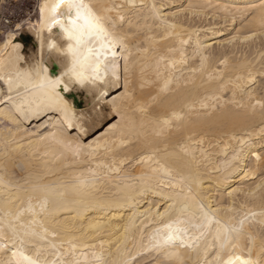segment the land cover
<instances>
[{"label": "snow or ice", "instance_id": "snow-or-ice-1", "mask_svg": "<svg viewBox=\"0 0 264 264\" xmlns=\"http://www.w3.org/2000/svg\"><path fill=\"white\" fill-rule=\"evenodd\" d=\"M164 8L155 0L44 3L39 24H28L39 41L40 59L24 68L21 45L13 42L22 25H16V32H8L0 45V122L8 121L15 128H5L9 133L6 142L16 132L27 131L25 122L38 121L35 128L39 135L32 143L50 141L74 159L95 157L101 149H123L128 154L119 161L114 158L107 168L106 175L113 174L108 179L118 181L111 198L102 195L103 182L92 169L90 174L81 173L60 184L44 182L32 174L20 181L0 176V264H148L149 258L152 264H264V152L246 153L250 136L240 138L239 150L234 148L222 166L214 168L216 182L222 177L227 185L248 155L252 162L242 179L254 177L253 186L247 192L230 186L213 203L196 155L199 151L204 160L209 155L200 147L203 138L196 140L189 135L191 143L180 140L173 151L168 150L167 143L163 149L155 143L166 141L174 128H180L196 102L188 105V113L171 109L156 114L149 110L150 104L136 97L137 86L143 90L155 85L157 92L151 97L154 104L187 80L186 73L193 77L199 74L208 83H218L215 91L198 101L202 110L196 113L198 119L219 111L222 92L227 90L232 92L227 103L243 108V98L247 97V107L253 113L259 110L264 124V82L259 96L253 95L254 88L250 87L256 84V70L247 62L234 64L232 75L226 78L227 56H213L214 45L225 49L258 36L264 42V0L246 7L225 6V17L235 20L239 16L241 28L227 40L212 42L201 41L198 36L193 40L187 30H178L176 22L181 14L203 11L204 5L189 4L169 12ZM61 40L67 41L66 47L61 46ZM45 51L65 58L58 61L62 71L57 78L49 75ZM137 65L139 77L134 83ZM260 65L259 75L264 76V53ZM146 70L154 79L146 77ZM73 86L95 90L93 111L100 104L110 106L111 113H97L98 119L86 127L81 122L83 116L65 99L64 94L73 91ZM121 88L118 94H111L112 89ZM109 114L115 122L108 124L102 136L84 143L82 137ZM260 135L264 139V127ZM125 163L128 168L120 167ZM137 166L139 175L128 170ZM211 187L209 184L208 189ZM10 188L14 194L8 192ZM162 188L170 190L163 206L150 205L141 213L152 218V227L145 230L144 220L137 227L136 196ZM241 195L245 199L237 205ZM225 196L231 202H226ZM124 207L132 208L128 223L111 233L109 217L114 219L113 211ZM93 213L99 215L88 224L87 231L71 223L88 219ZM105 235L116 238L105 240ZM93 236L99 237L98 246L90 242Z\"/></svg>", "mask_w": 264, "mask_h": 264}, {"label": "bare ground", "instance_id": "bare-ground-1", "mask_svg": "<svg viewBox=\"0 0 264 264\" xmlns=\"http://www.w3.org/2000/svg\"><path fill=\"white\" fill-rule=\"evenodd\" d=\"M34 16L24 19L18 23H13L12 26H7V30L0 37V45H2L6 39L8 32H16V25L21 24L22 29L19 30L18 34L15 35L14 43L21 45V55L24 60L21 62V67H28L35 61L40 59V45L34 33L28 30V24L38 25L40 22V7L44 3H52L53 0H36L35 1ZM124 2V0H120ZM149 3L152 0H148ZM158 4H164L165 8L163 11H176L178 7H187L189 4L204 5L203 11L192 12L181 14L176 18L177 24L180 26L178 30H187L188 34L192 35L193 40L199 37L201 41L212 42L213 39L216 41L227 40L232 35L236 34V31L241 28V18L237 16L235 20L231 17H225L223 8L229 7H246L252 3H259L260 0H155ZM32 14V13H31ZM33 15V14H32ZM9 25V24H8ZM28 32L32 36L31 46L28 48V52H24L23 44L17 41L20 32ZM59 33V29L54 30ZM59 39V36L57 37ZM61 46L66 47L67 41L61 40ZM215 47L213 56L218 59L221 56H227L229 60V68L223 75L227 78L232 75L231 66L238 63L247 62L250 63L256 70L254 79L255 85L250 87L254 88L253 95L259 96L262 94L261 83L264 82V76L259 75L261 54L264 53V42L261 37H256L254 41L247 43H239L234 46H227L225 49ZM64 57L59 56L56 52L48 53L45 51L44 61L49 69V75L51 78H57L61 74V67L58 61L64 60ZM214 59V65H215ZM191 63V62H190ZM219 67L223 68V65ZM246 74V73H245ZM121 75L123 73L121 72ZM145 75L149 79H154L152 72L146 70ZM187 80L181 81L180 85L173 89L172 92L161 95L159 99L153 104L151 97L156 95L157 89L155 85L146 87L140 90L136 87V97L150 104V111L152 113L159 114L164 110L175 109L177 111L190 112L188 105L195 103L194 108L191 110V114L186 117L183 125L178 129H173L170 135L165 140H159L155 143L163 149L165 143H167L168 150L173 151L178 141H188L189 135H193L196 140L203 138V143L200 147L203 148L209 155L207 159H201L200 152L197 151L196 155L200 160L202 167L200 168L201 174L205 178V188L210 191V199L213 203L221 199V195L227 188L241 187L244 192H247L251 186H253L254 177H248L242 179L243 171H246L251 166L252 157L246 155L245 159L240 163V168L237 172L233 173L229 178V183L226 185L222 182L217 183V173L214 171L216 166H222L223 161L226 158V154H230L233 149L239 150L238 140L240 138L249 139L250 147L245 148L246 153H259L264 152V139L261 138L260 129L264 127L262 119L259 114V110L253 113L248 107V98H243L245 107L241 108L238 104H229L228 100L232 98V92L224 90L219 100L220 109L219 111L212 112V115L208 117L197 118L196 113L202 111L199 107L198 101L203 99L204 95L210 91H215L218 81L211 83L206 82V77H201L196 74L194 77L186 73ZM139 77V65L136 69V78L134 83H137ZM122 83V81H121ZM74 90L65 93V99L68 100L77 109L78 113L83 116L81 121L86 127H90L93 120L98 119L97 113H111L110 106L96 104V110L93 111L94 98L96 95L95 90L89 91L87 88L81 89L78 86H73ZM121 89H112L111 94H118ZM83 97H81L82 95ZM236 100L240 101L241 97L236 96ZM123 111L127 112V108H123ZM211 111V110H209ZM130 114V113H129ZM139 115V114H137ZM116 119H119L117 117ZM191 121V122H190ZM223 121L222 126H218ZM114 123L112 115H108L96 125L94 129L82 137L84 143L90 142L96 137L102 136V133L106 131L108 124ZM38 121L25 122L24 127L27 131L16 132L11 140L6 142L9 137V133L5 130L6 127L15 128L8 121L0 122V176H5L7 179L12 181H20L21 177H28L32 174L33 177L39 175L40 178L47 183L60 184L63 182H71L75 177L81 173L90 174L89 169L94 170L99 178L101 179L102 187L105 191L102 195L112 197L115 193L114 184L118 181H112L108 179L107 168L112 165L113 159L119 161L124 155L128 154L123 149H115L110 152H105L103 149L100 150L99 154L92 158L78 157L73 158L69 153L64 152L62 148L52 142H44L41 144L32 143L39 135L35 124ZM46 131L41 129L40 132ZM70 135L74 136L75 132L70 131ZM235 137V138H233ZM193 149L197 148L196 143H192ZM131 151V150H129ZM129 161L128 163H130ZM128 163L121 164L120 167L128 168ZM98 164L100 167H98ZM129 171H133L136 175H139L141 169L137 166L135 168H129ZM259 173H257L258 182ZM211 184V189H208V185ZM170 190L167 188L150 190L145 192L143 195H137L135 200V210L137 216V227L140 226V221L144 220V228L147 230L152 227L153 221L151 217L142 216L150 205L160 204L163 206V200L166 198V193ZM8 192L14 194V189H8ZM226 202H231V198L224 197ZM245 197L241 195L236 201L239 205ZM132 211L131 207H124L122 209H116L113 211V216L109 217L111 220L112 227L109 229L111 233H115L121 230L122 226L128 223V215ZM155 211V209L153 210ZM98 213L91 214L88 219L80 218L72 221L77 229L87 231L89 223L95 222V217ZM121 217H123L121 219ZM119 225L120 227H117ZM135 232V228L132 229ZM115 235H105L104 239H115ZM90 242H95L99 245V237L93 236ZM105 249L108 244L105 243ZM148 264H152V258H149Z\"/></svg>", "mask_w": 264, "mask_h": 264}, {"label": "rangeland", "instance_id": "rangeland-1", "mask_svg": "<svg viewBox=\"0 0 264 264\" xmlns=\"http://www.w3.org/2000/svg\"><path fill=\"white\" fill-rule=\"evenodd\" d=\"M35 1L36 0H0V37L6 32L7 26H12L13 23H18L34 16L33 8L36 4ZM25 31L26 30H23V32L19 33L17 41L23 44V51L27 53L32 43V36ZM81 97H83V95Z\"/></svg>", "mask_w": 264, "mask_h": 264}]
</instances>
